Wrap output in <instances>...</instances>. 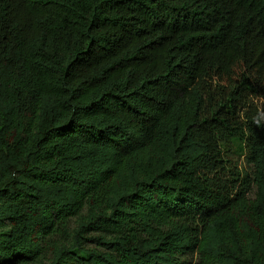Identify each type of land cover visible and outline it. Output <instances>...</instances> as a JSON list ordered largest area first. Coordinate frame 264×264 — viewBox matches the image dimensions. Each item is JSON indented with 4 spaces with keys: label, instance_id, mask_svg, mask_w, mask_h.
<instances>
[{
    "label": "trees",
    "instance_id": "16d2710c",
    "mask_svg": "<svg viewBox=\"0 0 264 264\" xmlns=\"http://www.w3.org/2000/svg\"><path fill=\"white\" fill-rule=\"evenodd\" d=\"M0 264H264V0H0Z\"/></svg>",
    "mask_w": 264,
    "mask_h": 264
},
{
    "label": "rangeland",
    "instance_id": "374dc122",
    "mask_svg": "<svg viewBox=\"0 0 264 264\" xmlns=\"http://www.w3.org/2000/svg\"><path fill=\"white\" fill-rule=\"evenodd\" d=\"M233 156H234V155H233ZM242 161H243L242 158H240V160L237 161V162H238V164H239L241 167H246Z\"/></svg>",
    "mask_w": 264,
    "mask_h": 264
}]
</instances>
